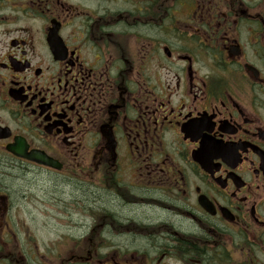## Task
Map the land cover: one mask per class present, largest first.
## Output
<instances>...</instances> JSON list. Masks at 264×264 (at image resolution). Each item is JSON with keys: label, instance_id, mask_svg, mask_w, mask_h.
Listing matches in <instances>:
<instances>
[{"label": "flooded vegetation", "instance_id": "af4514ba", "mask_svg": "<svg viewBox=\"0 0 264 264\" xmlns=\"http://www.w3.org/2000/svg\"><path fill=\"white\" fill-rule=\"evenodd\" d=\"M12 167L83 189L60 264H264V0H0Z\"/></svg>", "mask_w": 264, "mask_h": 264}, {"label": "rangeland", "instance_id": "374dc122", "mask_svg": "<svg viewBox=\"0 0 264 264\" xmlns=\"http://www.w3.org/2000/svg\"><path fill=\"white\" fill-rule=\"evenodd\" d=\"M9 171L10 177L5 179L0 169V191L9 188L11 264L71 261L72 256L81 253L76 242L87 238L91 231L88 225L93 221L83 201L82 187L68 186L61 180L55 187L52 176L18 167ZM108 252L96 248L94 256Z\"/></svg>", "mask_w": 264, "mask_h": 264}, {"label": "water", "instance_id": "95a60500", "mask_svg": "<svg viewBox=\"0 0 264 264\" xmlns=\"http://www.w3.org/2000/svg\"><path fill=\"white\" fill-rule=\"evenodd\" d=\"M12 153L14 155H16L19 158H23L26 159L28 161L37 163V164H41V165H46V166H50L53 168H57V166L51 161L49 160L46 156L38 154V153H28L27 149H23L21 151H16V150H11Z\"/></svg>", "mask_w": 264, "mask_h": 264}, {"label": "trees", "instance_id": "16d2710c", "mask_svg": "<svg viewBox=\"0 0 264 264\" xmlns=\"http://www.w3.org/2000/svg\"><path fill=\"white\" fill-rule=\"evenodd\" d=\"M8 177H10V171H9V173H6L5 179L8 178ZM7 189H9V188H7Z\"/></svg>", "mask_w": 264, "mask_h": 264}]
</instances>
